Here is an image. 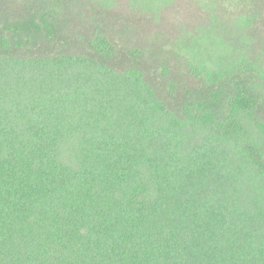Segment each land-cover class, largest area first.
<instances>
[{
    "label": "trees",
    "instance_id": "1",
    "mask_svg": "<svg viewBox=\"0 0 264 264\" xmlns=\"http://www.w3.org/2000/svg\"><path fill=\"white\" fill-rule=\"evenodd\" d=\"M169 2L0 0V264H264V0Z\"/></svg>",
    "mask_w": 264,
    "mask_h": 264
},
{
    "label": "rangeland",
    "instance_id": "2",
    "mask_svg": "<svg viewBox=\"0 0 264 264\" xmlns=\"http://www.w3.org/2000/svg\"><path fill=\"white\" fill-rule=\"evenodd\" d=\"M171 1H173V2L175 1V3L173 4V2H172L173 5L171 4L170 6H167V5L164 6V8H163L164 9L163 13L165 12L164 16H168V18L175 21L176 20L175 16L178 15V16H180V20H182L183 18H182V15H180V13H183V10H185L187 12H191L194 9V11L196 10L195 14H196L197 18L200 20V18H199L200 13L198 12V11H200V9L196 6L195 7L190 6V3L188 2V0H170V2ZM169 3H168V5H169ZM184 3L188 4L189 6L185 5ZM107 4L109 5V7L106 11H104L102 13L103 16L100 18H102L101 19L102 21L104 19L106 21H108L107 24L111 25V28L113 29V31H112L113 34L116 37H119L125 41L126 40L125 38H122L118 34L115 33L116 31H118L119 24L128 25L127 23L130 22V23H136L139 25L142 22V19L144 20V16L142 14L130 13L128 11L129 10L128 0H109V3H107ZM178 11H179V14H178ZM94 14L95 13H92V11H85V12L83 11V13L81 15L82 18L72 16L71 20H70V24L73 28L85 29L86 24H84V23L90 22V21L93 22L92 15H94ZM180 24H181L180 26H183V27H194V24L192 22L190 24H185L184 22H182ZM168 38H169L168 36H161L159 38H153L152 40L155 42L161 41V42H164L165 44H167L168 40H169ZM145 47L149 48L148 45H145ZM166 55H167L166 53L163 55H162V53H160V57L157 58L158 64H160L162 62L163 64L166 65V69L168 72L170 71V72L176 74L177 68L178 69L182 68V62H181L182 60L180 59L181 61H179L175 57H172V56L170 57V56H166ZM150 67L154 68L155 65H152ZM181 80H182V83H180L181 89L196 87V84H194L185 75H183L181 77Z\"/></svg>",
    "mask_w": 264,
    "mask_h": 264
}]
</instances>
